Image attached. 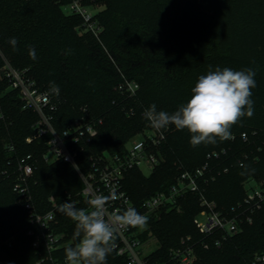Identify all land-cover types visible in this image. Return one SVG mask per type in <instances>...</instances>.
Returning a JSON list of instances; mask_svg holds the SVG:
<instances>
[{
  "label": "trees",
  "instance_id": "trees-1",
  "mask_svg": "<svg viewBox=\"0 0 264 264\" xmlns=\"http://www.w3.org/2000/svg\"><path fill=\"white\" fill-rule=\"evenodd\" d=\"M55 1L0 0V49L15 67L28 69L39 86L54 82L59 87L63 102L53 119L58 130L82 117L84 107L104 119L97 136L77 144L84 170L91 155L121 150L149 126L143 112L153 103L158 111L172 113L190 99L198 78L208 71L217 67L252 69L254 114L232 126L230 139L217 138L214 144L192 147L187 129L169 125L161 146L166 161L150 176L137 168L130 170L125 188L140 207L145 198L166 190L183 171L196 170L207 161L214 178L201 182V187L225 212L243 201L249 188L257 184L264 188V0H96L106 6L95 15L103 26L99 37L72 28L83 50L81 58L67 42L65 32L75 21L63 17ZM72 15L83 24L80 15ZM12 37L18 41L15 50L8 42ZM29 47L35 48V60L28 54ZM0 63L4 65L2 56ZM124 76L140 84L136 96L119 89ZM0 80V208L6 211L3 218L8 217L7 225L0 219V264H49L47 249L33 245L27 211L13 191L18 162L28 154L36 160L31 185L39 211L51 208V195L58 200L68 193L76 196L83 182L72 164L43 159L48 135L27 141L39 116L23 107L19 90L11 88L7 79ZM130 109L134 114H127ZM223 149L226 151L219 157H208ZM179 203L181 209L164 211L155 222L154 232L160 235L162 245L150 255L152 263L174 264L169 250L184 235H191L196 243L194 264H246L255 253L264 251V201L241 232L223 240L221 246L208 237V248L194 223L203 208L199 193L189 192ZM74 204L86 207L83 199ZM57 218L55 229L64 233L68 242L57 253L63 258L65 248L79 240H73L75 222L60 211ZM124 262L115 250L106 260V264Z\"/></svg>",
  "mask_w": 264,
  "mask_h": 264
},
{
  "label": "built area",
  "instance_id": "built-area-1",
  "mask_svg": "<svg viewBox=\"0 0 264 264\" xmlns=\"http://www.w3.org/2000/svg\"><path fill=\"white\" fill-rule=\"evenodd\" d=\"M68 9L78 14L83 19V29L93 32L99 37L102 26L96 19L95 14L88 8L83 0H70ZM0 56L4 58L1 77L9 81L10 87L20 92L23 107L36 112L39 119L34 124V134L27 137L28 142L34 138L48 135L47 150L43 159L47 163L63 160L76 165L83 188L76 196L68 193L66 197L58 200L54 195L49 197L51 208L47 211H39L32 190L31 178L36 169V160L32 154L20 158L18 162L17 176L13 183V191L23 201L27 211L31 227L28 231L33 235L34 247L44 246L47 249L46 260L49 264H67L66 257L60 258L57 253L65 245V234L56 231L58 223L57 213L63 202L74 201L78 204L81 199L85 201V209L88 208V200L94 195L103 194L109 196L115 194L116 198L109 203L108 210L122 211L128 207L135 209L146 217L158 214L161 209H181L179 198L189 192L199 193L202 210L194 217L199 232L206 238L203 241L205 248L210 246L208 237L213 238L216 246H221L223 240L241 232L245 223L253 221V213L259 209L264 201V188L257 184L248 189L243 201L232 206L230 211L225 212L217 206L215 201L209 200L204 194L201 182H209L214 178L210 163L207 161L202 167L193 171H183L166 190L158 191L145 198L140 207H137L125 188V178L132 169H149L151 172L162 161L161 146L167 138L170 129L156 130L150 126L137 132L132 136L125 147L121 150H104L100 154L91 155L89 166L86 170L79 160L77 144L82 141L89 142L98 135L100 127L104 123L101 117L93 116L84 109L85 114L77 117L63 130H58L53 123L54 113L63 102L61 92L59 96L49 94V86L41 87L35 78L30 76L28 69L15 67L4 57L0 49ZM119 89L129 96H136L140 84L133 79L124 76ZM128 115L134 114L130 109ZM2 116V115H0ZM243 137H247L243 133ZM226 150L213 151L208 157H219ZM141 209V212L138 210ZM152 241V230L146 225L142 228L121 229L116 234L115 250L119 256L124 258V264H155L150 261L152 251H147ZM196 243L191 235L181 236L178 243L169 250V255L174 264H194L197 258ZM42 259L41 261H43ZM246 264H264V251L257 252Z\"/></svg>",
  "mask_w": 264,
  "mask_h": 264
},
{
  "label": "clouds",
  "instance_id": "clouds-1",
  "mask_svg": "<svg viewBox=\"0 0 264 264\" xmlns=\"http://www.w3.org/2000/svg\"><path fill=\"white\" fill-rule=\"evenodd\" d=\"M8 42L15 50L17 39L12 37ZM28 54L36 59L34 47H29ZM254 77L252 69L217 67L198 78L190 99L176 111H158L153 103L144 110L143 117L156 130L166 129L169 125H174L177 130L187 129L192 147L214 144L217 138L228 140L232 136V126L242 117L254 114L251 100L252 89L256 87ZM59 92V87L49 82V94L58 97ZM115 198L114 193L94 195L88 200L87 209L77 208L71 201L59 206L58 210L75 222L73 240H79L74 246L65 248L67 264H106L108 255L115 248L119 230L146 225L147 217L135 207L110 212L107 206Z\"/></svg>",
  "mask_w": 264,
  "mask_h": 264
},
{
  "label": "rangeland",
  "instance_id": "rangeland-1",
  "mask_svg": "<svg viewBox=\"0 0 264 264\" xmlns=\"http://www.w3.org/2000/svg\"><path fill=\"white\" fill-rule=\"evenodd\" d=\"M69 2H70V0H57V1H55V4L57 5L59 11L62 13L63 17H70L71 19H73L75 21V25L70 27L69 29H66L65 32H66V35L68 36L67 42L73 46L72 50L76 51L77 57L81 58V56L83 55V50L81 49L80 44L77 42L75 35L72 32V28H74V31H77V30L80 31V30H84V29H83L82 23L81 24L78 23L79 19L75 18L74 15H72L74 13H72L68 9L67 5L69 4ZM83 2L88 6V8L95 15H97L100 11H102L106 7L103 2H99L96 0H83ZM45 40H48L47 36H45ZM84 54H85V52H84ZM2 68H3V65L0 63V78H2L1 77ZM0 82H1V80H0ZM1 86H2V83H1ZM84 108H86V107H84ZM166 159H167L166 156L164 154H162V161L165 162ZM180 164H182V163L179 162V165ZM142 172L146 176H150L152 173L149 169H144ZM138 210L141 212L140 208H138ZM169 210H172V208L161 209V211L158 214H154L152 217H147V225L150 226V228L152 230V241L150 242V245L148 246L147 251H152V253H153L154 251H157L161 247L162 243H161L160 235L157 232L156 233L154 232V227H155V224L158 223V222H156V220L162 218L164 211H169ZM4 214L6 215L5 208H0V219H3L4 225H7L6 220H8V217L3 218L2 215H4ZM243 229H244V227H243ZM239 239H240V237H239ZM196 256H197V254H196Z\"/></svg>",
  "mask_w": 264,
  "mask_h": 264
}]
</instances>
